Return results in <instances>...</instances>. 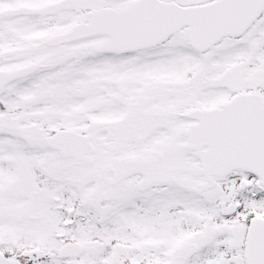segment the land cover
<instances>
[{"label": "flooded vegetation", "instance_id": "obj_1", "mask_svg": "<svg viewBox=\"0 0 264 264\" xmlns=\"http://www.w3.org/2000/svg\"><path fill=\"white\" fill-rule=\"evenodd\" d=\"M101 1V4L96 5L94 0H0V72L9 73L29 65L38 66L34 73L17 79L4 87L0 95V112L3 114L4 122L34 124L35 128H39V134H43L45 128H49L46 124L53 122V115L39 114L46 111L44 105L50 101L24 98V94L29 91L30 87H40L36 93L48 90L47 87H41L43 86L41 83L46 80L47 76L48 79L53 76L65 79L69 74L87 73L95 103L111 105L115 101L113 104L125 108L127 102H130L134 103L133 107H139L142 91H144L143 79H137L136 76H132L134 74L130 75L131 68L123 66L126 67L130 60L133 62L134 71L140 70L141 65L136 60L141 58V52L122 56L96 54L94 49L102 41H98L92 46L84 44L79 48L80 44L96 37L56 47H46L45 45V41L53 33H64L73 25L86 22L90 11L108 6L114 8L116 3ZM121 1L125 3L118 9H123L136 0ZM161 1L189 7L213 0ZM59 11L65 15L64 19H68V22H66L64 30L56 31L58 29L56 27L60 24L59 16L54 13ZM41 12H54L50 14L49 20L56 27H51L50 29H55L50 30L47 35L31 36L27 33L24 25L17 24L15 26L13 23L20 14L25 15L21 18H27L30 17V14ZM262 16L238 38H222L216 46L207 52L199 53L191 50V54L204 56L225 43H235L240 46L244 39L249 38L251 30ZM10 29H17L19 36L10 33ZM188 33L189 28H185L177 35L182 34L187 38ZM166 44L168 42L156 48ZM237 49L240 51L231 54L250 58L249 53L241 51L242 47ZM40 50L59 51L63 54H57L54 58L44 57L40 54ZM84 60H87V69L80 68ZM98 61L102 62L105 68L100 67ZM118 62L123 66L116 67L114 72L110 73L111 71L106 69ZM156 76L151 75L148 78L147 87L151 91L154 90V84L157 82ZM165 81L170 82L169 79H165ZM30 82L33 83V86L27 85ZM220 89L222 92L215 105L204 109L215 108L218 111H223L217 126L218 152H221L222 156L224 142H226L225 150L234 160L239 152V147L243 146V143H240V138L244 139V136H240L236 132L233 111L225 109L224 106L237 93L252 94L255 92L249 88L225 89L223 85ZM47 111L52 112L50 109ZM90 112L91 114L87 117L81 115L75 118L70 117L66 123L63 120L58 121L60 125L57 129L83 136L87 145L76 148L74 155H64L48 149L53 154L50 160L57 158L51 163L50 169H47V164L41 160H38L35 165L37 173H33L31 168L25 169V165L20 162L21 158H18L16 164L15 156H21L19 149L15 154L0 153V195L20 196L23 193L21 191L23 186L30 184L31 173H33L34 188L37 190L32 193L29 190V196L25 197V203L22 206L25 214L23 219L38 220V223L43 221L46 224L47 220L44 218L48 215L57 217L58 213H63L62 209L65 207L63 200L57 197L52 198L40 189L44 176L48 177L54 185L58 181H66L74 190L76 189L74 204L69 211L64 212L65 218L58 224L62 226V229H65L77 223L76 240L84 247V252L76 258L60 261H66L69 264H109L114 259L118 264H191L196 255L186 262L178 261L176 258L178 247L185 243H196L200 246L204 242L212 244L217 238L222 240V244L217 245L218 248L213 244L210 247L209 245L203 246L199 250L205 256L201 263L242 264V242L248 223L253 218L251 211L254 210V176L233 166L225 180L215 181L211 175H204L201 172L198 153L206 151L207 148L199 151L185 147L160 149L156 148L155 143L150 148H138L145 139L149 140L151 137L145 131L148 123L145 127L142 121L138 125L132 124L131 128L126 127L124 122L130 113L129 109H124V113L120 111L118 118L113 116L108 119L104 118L103 114H99L97 109ZM138 114L140 115V113ZM131 118L134 121L138 119V117L134 119L133 115ZM119 125H121L119 128L116 127ZM152 127L157 128L154 125ZM51 133L52 131H47V134ZM31 135L29 139L32 138ZM44 137L39 138L34 134V141L28 142L29 147H31L30 143L41 144L36 138ZM121 141L124 146L115 145ZM31 150L29 149V151ZM33 151L36 152V149ZM175 151L178 153L176 154ZM123 169L126 172H123ZM161 176H165L167 180L158 182ZM170 176L175 177L176 180L169 181ZM25 178H29V180H25ZM16 188L20 189L16 190ZM40 193H45L49 199L53 200L56 203V209L47 211L44 208L46 201L42 199ZM190 205H196L194 209L202 212L206 221L207 228L200 236L198 233L194 237L190 235L188 226L192 220L183 216L190 210L185 207ZM176 206L182 209L173 210ZM231 208L232 213L236 214L234 217L240 218L236 222V226L228 227L223 225L224 220L221 212L222 210L229 211ZM82 209L90 221L81 217L80 214H76L78 210L82 211ZM32 212L40 213V215L33 217ZM237 213L240 215L237 216ZM11 215L12 213L9 211L0 210V218ZM69 216H72V219L67 218ZM217 216L218 218H216ZM108 221H111L113 231L121 236L119 241L113 240L105 233L109 225ZM53 225V223L50 224L49 230L54 229ZM216 225L225 228L223 234L220 235V233L212 231L214 228H218L215 227ZM5 226L7 227V225H1L0 228L5 229ZM80 227L82 230L79 229ZM8 229L15 231L9 224ZM57 231L64 232L61 229ZM91 231L93 236L89 238ZM24 232L31 237L38 234L37 240L49 243L45 248H53L54 240L45 239V235L48 236L52 233H48V229L45 232V230H36L29 226ZM186 234L190 238H186ZM43 253L39 258L31 257V262L27 264H49L51 257H57L56 253L51 256L49 251H43Z\"/></svg>", "mask_w": 264, "mask_h": 264}, {"label": "rangeland", "instance_id": "obj_2", "mask_svg": "<svg viewBox=\"0 0 264 264\" xmlns=\"http://www.w3.org/2000/svg\"><path fill=\"white\" fill-rule=\"evenodd\" d=\"M94 2L96 5L102 3L101 0H94ZM114 5L116 8H121L124 2L115 3ZM51 13L54 12L34 13L30 14V17L27 18H21L25 15L19 13L20 15L14 19L13 23L15 26H17V24L24 25L28 31L27 33L31 36H44L50 27H56L53 26L50 22L51 20H49ZM54 14L59 16L58 22L60 25L56 27L58 28L57 31L64 30L68 19L65 20V15L60 11ZM10 33L19 36L17 29H10ZM97 40L98 38L84 42L80 44L79 48L84 44L92 46ZM185 45V37L179 35L173 38L170 44L162 49L143 52L141 58L136 60L141 65L140 70L137 71H134L133 62L130 60L127 62L128 65L126 67L118 62L115 63L114 66L106 68L112 73L116 67H130V75L134 74L132 76H136L137 79H143L144 91H142V100L139 102V107L137 108L133 107L132 104L134 105V103L130 102H127L125 108L113 104L115 101L111 105L107 103H95L90 91L89 76L87 73H83L78 75L69 74L65 79L53 76L44 81V83H41L43 84L41 87H47L53 91L55 99L50 103H46L44 105L46 111L44 110V112L39 115H53V122L48 123L47 126L57 127L60 125L58 121L63 120L64 123H66V120L70 117L75 118L80 115L87 117L91 114L90 111L93 109H97L99 114H103V117L106 119L113 116L118 118V116H120V111L124 113V109H129L130 113L127 116L128 118H125L124 122L126 127L131 128L132 124L136 123V125H138L140 121L144 123V127L147 123L149 124L145 131L149 133L151 137L149 140L145 139L144 143L139 145L138 148H150L153 147V143H155L156 148L176 149L183 146L182 143L184 139H181L179 134L185 128L186 124L190 122L187 121V119H183L179 113L185 111L186 108L191 105V102H196L197 106L201 107L215 104L216 99L219 98V94L222 92L220 89L222 85L225 89L249 88L251 91L261 95L264 101V18L253 28L249 34V38L244 39L240 46L235 43H225L205 56H196L191 54L190 50L187 49ZM240 47H242V52L249 53L250 58L231 54L232 52L240 51L237 49ZM40 54L44 57L54 58L57 54L62 55L63 52L40 50ZM237 56L240 58H236ZM97 63L100 67L105 68L102 62L98 61ZM87 67V60H84L80 68L87 69ZM223 71L225 72L224 75ZM151 75H157V82L154 84L153 91L149 90L147 87L149 84L148 78L151 77ZM165 79H169L170 82L165 81ZM27 85L33 86V83L30 82ZM39 88L40 87H30L29 91L24 94V98L33 99ZM100 105L104 106L100 107ZM48 109L52 112H48ZM138 113H140V115ZM131 115L134 116V119L136 117H138V119L134 121ZM0 117H2L1 113ZM152 125L157 128H153ZM120 126L121 125L116 127L119 128ZM113 129L112 127V130ZM39 132V128H35L34 124L6 123L2 122L0 118V153L15 154L18 147L22 148L25 146V142L34 141V134L41 138L42 134H39ZM30 134H32L31 139H29ZM39 138L36 139L40 141ZM40 142H42V140ZM32 145L36 149V155L29 161L34 165L37 163L38 159H40V156L42 158L43 154L47 152L44 151V145H35L33 143ZM115 145L124 146L123 141ZM175 153L177 154L178 151H175ZM15 158L17 159L19 156L16 155ZM50 158L51 155L49 154L44 160L48 169H50L51 163L57 160L56 157L53 160H50ZM21 160L22 163H27L24 158H21ZM29 187V190H34L32 182ZM19 189L20 188H16V190ZM24 197H28L27 191L21 193L20 196L13 195L0 199L4 201V204H2L3 206L0 207L2 209L8 208L12 212H20L22 208L19 209V207L25 202ZM46 200L49 201L51 199L46 198ZM18 202L21 204H18ZM188 213L192 218L197 217V213L194 212V210ZM32 214H34V212ZM7 221L14 227L19 228V232L21 233L24 231L25 224L26 226L30 225V222L27 221L25 224L17 226L16 220L13 219V217L8 218ZM2 223L3 220L1 219L0 225ZM191 227L194 228L195 224L193 223ZM18 237L20 236L16 234L10 235L8 233V235L2 236L0 242L4 239V241H8V244H16ZM31 240L30 244L32 245L34 241ZM216 242L215 247L218 248L217 244L221 242H219V240H216ZM203 255L204 253L202 251L199 252L194 262L191 264H202L201 261L203 258L205 259ZM28 261L29 263L31 262L30 260ZM116 261L117 260L112 259L110 264H118ZM50 264L69 263L55 259Z\"/></svg>", "mask_w": 264, "mask_h": 264}, {"label": "water", "instance_id": "obj_3", "mask_svg": "<svg viewBox=\"0 0 264 264\" xmlns=\"http://www.w3.org/2000/svg\"><path fill=\"white\" fill-rule=\"evenodd\" d=\"M245 3L249 5L251 12L252 22L264 9V0H246ZM220 2L216 1L203 7L191 8L187 10H174L169 6L163 4H156L154 8L147 10L142 8L139 4L132 6L130 9L123 13L116 14L109 10H103L92 14L91 19L86 24L75 26L70 32L52 37L48 43L49 45L61 44L70 41H75L81 38L90 37L97 34H110V42L104 43L100 46L99 50L104 52H126L130 50L143 49L146 47L154 46L165 40L168 36L182 28L185 24H190L194 29L190 33L189 43L197 46L199 50H205L215 43L217 37L214 36L222 29L227 28L230 30L235 29V26L223 27L219 10ZM140 9H143L141 11ZM240 8H235L234 12H238ZM126 21L130 24L126 25ZM124 22V23H123ZM122 23V24H121ZM133 37V42L123 43L117 39L120 33L117 31L124 30ZM133 46V47H132ZM21 72H16L10 75L0 76V89L1 86L7 81L20 76ZM51 98L50 92H43L40 99ZM253 98L255 104L253 106ZM254 108L255 114L248 120L247 107ZM245 107V112L242 108ZM226 108H233L236 110L235 120L248 126L250 129V138L254 139L255 149L251 145L250 156L248 160V153L244 156L243 161L246 163L245 169L253 172L264 185V109L259 102L258 97H250L237 95L232 98ZM253 115V114H252ZM199 123L190 127L186 134L188 137L189 147L201 148L208 146L212 149L209 155L203 157L202 165L204 170L211 171L214 174H224L225 168L221 167V161L217 158L216 148V131L213 129L212 133H205V125L210 122H217L218 111L208 110L195 112L190 115ZM237 127H242L237 125ZM245 130L244 134H247ZM72 136L69 134H55L52 138L47 139V144L60 148L62 151L67 152L64 148V142L68 141ZM223 163H226L224 160ZM221 169H223L221 171ZM74 244H67L60 249V256H70L67 253ZM182 255L189 256L193 253L192 247L180 249ZM245 258L247 264H264V221L255 220L249 227L246 241H245ZM0 264H18L16 262L8 261L0 256Z\"/></svg>", "mask_w": 264, "mask_h": 264}, {"label": "bare ground", "instance_id": "obj_4", "mask_svg": "<svg viewBox=\"0 0 264 264\" xmlns=\"http://www.w3.org/2000/svg\"><path fill=\"white\" fill-rule=\"evenodd\" d=\"M69 189H67L66 187L62 186L60 187L59 189V194L64 198V199H67L69 200L70 199V196H68V192ZM69 197V198H68ZM73 231L72 229H70V232Z\"/></svg>", "mask_w": 264, "mask_h": 264}]
</instances>
